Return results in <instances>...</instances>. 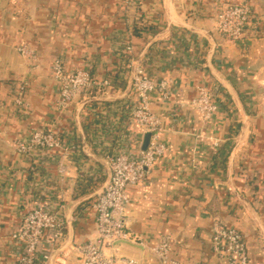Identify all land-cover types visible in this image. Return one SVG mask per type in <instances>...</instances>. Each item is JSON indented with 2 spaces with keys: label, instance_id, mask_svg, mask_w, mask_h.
Returning a JSON list of instances; mask_svg holds the SVG:
<instances>
[{
  "label": "crops",
  "instance_id": "0c3cea01",
  "mask_svg": "<svg viewBox=\"0 0 264 264\" xmlns=\"http://www.w3.org/2000/svg\"><path fill=\"white\" fill-rule=\"evenodd\" d=\"M245 1L251 25L234 42L216 30L217 13ZM56 59L65 72L108 78L111 88L87 89L59 108ZM137 63L167 83V98H150L167 151L126 186L135 240L107 250L162 264L150 248L168 234L180 264H226L211 249L219 220L241 233L249 264H264V0H0V264H17L12 235L24 215L59 205L62 237L38 250H52L46 264H82L75 247L96 238L93 204L109 180V157L143 150L147 132L131 115L137 96L127 69ZM199 86L217 106L210 118L191 105ZM45 129L60 147L16 151L17 140Z\"/></svg>",
  "mask_w": 264,
  "mask_h": 264
},
{
  "label": "built area",
  "instance_id": "2783aa9c",
  "mask_svg": "<svg viewBox=\"0 0 264 264\" xmlns=\"http://www.w3.org/2000/svg\"><path fill=\"white\" fill-rule=\"evenodd\" d=\"M252 6L245 2L220 4L215 26L216 30L227 39L241 41L251 25ZM18 52L32 63L35 56L31 49L22 45ZM53 77L59 81L58 107L66 108L77 102L87 89L101 91L111 88L108 78L95 79L86 69L65 72L59 59L53 63ZM137 103L131 110L134 121L147 133L149 141L138 155L132 156L124 151L109 157L110 176L108 182L97 195L93 204L96 212V238L90 239L75 249L79 252L82 264H134L132 258L110 253L108 247L117 240H135L126 227L125 209L129 201L126 186L142 181L155 161L167 151L160 140V120L150 108V98L156 93L167 98L166 81H154L145 71L142 64L127 66ZM20 102V98L17 99ZM191 105L204 117L217 110L211 102V94L204 86H199L197 96ZM60 147V140L50 129L35 130L30 137L17 140L15 149L18 153L27 154L33 148ZM59 172L64 173L59 164ZM63 206L57 209L37 206L29 210L23 218L20 229L12 237L20 244L17 264H46L50 258L48 250L39 252L38 247L56 244L62 237ZM211 249L226 264H249L245 243L241 233L227 227L219 220L211 226ZM151 252L162 264H180L170 256V236L164 235L159 242L151 246Z\"/></svg>",
  "mask_w": 264,
  "mask_h": 264
},
{
  "label": "water",
  "instance_id": "95a60500",
  "mask_svg": "<svg viewBox=\"0 0 264 264\" xmlns=\"http://www.w3.org/2000/svg\"><path fill=\"white\" fill-rule=\"evenodd\" d=\"M148 141H149V133H146V135H145V137H144V139H143V150H145V148H146V146H147V144H148ZM117 242H125V240H117V241H115V243H117Z\"/></svg>",
  "mask_w": 264,
  "mask_h": 264
},
{
  "label": "trees",
  "instance_id": "16d2710c",
  "mask_svg": "<svg viewBox=\"0 0 264 264\" xmlns=\"http://www.w3.org/2000/svg\"><path fill=\"white\" fill-rule=\"evenodd\" d=\"M133 30H134L135 32L137 31L136 26H134Z\"/></svg>",
  "mask_w": 264,
  "mask_h": 264
}]
</instances>
